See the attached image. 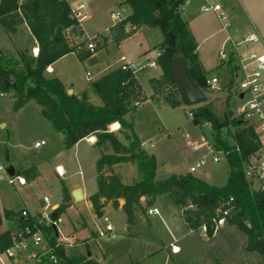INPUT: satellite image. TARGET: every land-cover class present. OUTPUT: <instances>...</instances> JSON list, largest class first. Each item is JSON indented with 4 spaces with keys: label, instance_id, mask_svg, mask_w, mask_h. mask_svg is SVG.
<instances>
[{
    "label": "trees",
    "instance_id": "obj_1",
    "mask_svg": "<svg viewBox=\"0 0 264 264\" xmlns=\"http://www.w3.org/2000/svg\"><path fill=\"white\" fill-rule=\"evenodd\" d=\"M187 1L124 0L131 12L118 24L122 33L128 28L151 27L161 30L163 40L156 48L161 51L158 61L162 77L153 81V85L155 89L161 88L164 83L172 86L164 101L173 107L183 104L172 71L175 57L184 55L192 78L204 91L208 86V73L198 61L197 43L182 16ZM23 21L37 40L39 53L34 55L25 48L15 56L0 48V91L16 98L15 110L35 100L42 107L43 116L64 135L65 148H71L89 135L97 137L98 146L109 144L113 148V153H103L96 162L99 189L91 196V201L97 215L103 214L102 197L112 200L114 207H119L120 199H124L122 208L128 222L134 224L137 212L142 208L143 196L148 198L151 205L159 196L169 195L173 203L183 209L184 219L190 228L199 229L207 224L209 237H212L215 209L222 205L231 208L227 224L237 226L246 235V250L264 255V192L253 187L244 172L245 160L260 148L251 126L241 118H231V115L223 119L218 117L210 100L198 105L192 111L194 122L200 125L210 123L215 132L213 142L219 147L232 148L227 155L230 170L226 183L222 186L212 184L190 172L158 180L156 156L146 151L135 132L133 115L139 108L136 103L144 100L141 86L133 74L117 67L92 79L89 88L82 93L70 94L63 81L51 76L47 69L61 57L75 52L65 37L66 28L73 23L68 3L65 0H26L21 4L18 0L1 1L0 23L5 28L15 30V26ZM78 57L86 60L91 53L87 50L86 53H78ZM91 94L96 95L101 103H94L90 99ZM18 98H22V101L18 102ZM115 122L120 123L117 132L110 128ZM231 125L236 128L233 144H238L240 151L221 138L223 128ZM123 162L131 163L136 168L137 178L131 184L124 183L121 176L114 172V166ZM232 197L233 202L228 204ZM70 200L71 194L63 185V201L57 212H64ZM13 216L12 211L5 210L7 220L11 221ZM30 221L42 224L50 243H55L57 235L52 226L46 225L42 215L31 217ZM10 245L11 230L0 232V249ZM58 254L61 256L59 264H101L90 250L81 252L73 249L66 252L64 247H59Z\"/></svg>",
    "mask_w": 264,
    "mask_h": 264
},
{
    "label": "rangeland",
    "instance_id": "obj_2",
    "mask_svg": "<svg viewBox=\"0 0 264 264\" xmlns=\"http://www.w3.org/2000/svg\"><path fill=\"white\" fill-rule=\"evenodd\" d=\"M103 8L94 17L96 27L90 32L104 31L106 27L112 26L115 22L111 18L112 10L119 11L122 15L127 13L120 7V4L114 2ZM14 29L5 28L0 23V48L15 56H18L19 51L25 48L34 54V48H39V46L27 23L23 21L17 24ZM113 29L114 41L106 40L104 42L99 49L102 52L99 53L100 63L93 66L87 61L81 62L77 55L87 52L83 37H69L65 33L68 43L75 52L58 59L55 74L71 87L81 90L92 79L116 69L117 59L121 53H126L131 57L136 56L149 44H156L163 39L159 28L144 27L141 30L136 28L127 30L125 33H122L118 25ZM130 36L132 37L126 40ZM142 43L146 46L142 47ZM154 48L156 47L154 46ZM88 69L91 71V77L87 75ZM140 75L146 77L151 84L152 81L162 77V69L161 67L159 69L146 68L140 72ZM138 83L142 89L143 100L149 102L144 103L134 114V127L137 130L136 134L147 142L145 145L147 152L156 156V179L162 180L175 173L190 172L191 165L207 152L205 147L196 149L194 144L203 142L204 137H207L211 142L215 139V132L212 128L205 124H196L190 114L200 104L192 106L182 104L173 107L164 101L166 94L172 90L171 85L164 83L161 88L154 89V85L151 87L148 84L150 92L145 90V93L149 94L147 95L143 91L141 79ZM205 89L218 117L222 119L228 115H231V118L236 117L237 99L234 91L228 87L212 90L206 86ZM157 99L164 102L152 103ZM15 103L16 98L12 95H0V161L4 167L13 165L17 168L25 161L38 162L41 164V174L28 184L21 185L18 180L11 184L7 172L0 171V208L3 225H6L7 220L5 217L6 207L17 210L26 205L31 211H39L43 214L45 196H48L52 203H62L63 181L57 175L54 167L59 159L65 161L69 174H72L67 179L69 186L81 180L82 175L79 170H82L83 176L90 185L96 184L95 148L86 143H82L77 150L65 148L62 133L42 116L41 106L35 100H30L21 106L22 109L19 113L14 109ZM186 133L190 136L187 137ZM235 133L234 126L224 127L221 138L225 142L233 144L235 143ZM42 139H47L48 143L37 148L35 143ZM124 142L127 141L124 139ZM229 170L227 158L223 157L219 163H214L209 159L207 165L193 174L204 177L205 172L209 171L211 177L205 179L212 184L222 186L227 181ZM170 198L167 196L159 202L161 216L151 218V228L150 225L142 231L136 228L135 233L137 232L139 237L130 235L129 227L124 225L120 213H111L108 215L109 223L113 225L115 232L106 236H98L96 241L89 242L90 246L79 240L90 237L93 228L106 227L107 222L103 219L104 214L100 216V219H94L85 205L79 207L71 205L62 212L63 223L60 226L62 235L59 238L61 240H76L74 249L81 252L92 250L102 260L101 264H264V255L246 250L247 237L235 225L226 223L219 233L214 237H209L211 239L208 241L203 232L196 229L194 234L179 242L176 237L180 235L179 233H185L187 227L178 207L170 202ZM100 203L102 207L105 206L102 199H100ZM79 208L87 226L76 231L74 223L77 224L76 220L81 212L78 210ZM146 239L151 240L152 244H142ZM162 241L165 247L162 250L157 249ZM170 242L183 245L182 251L176 254L173 245H169ZM139 246L144 247L146 258H140ZM151 251L152 254H148Z\"/></svg>",
    "mask_w": 264,
    "mask_h": 264
},
{
    "label": "built area",
    "instance_id": "obj_3",
    "mask_svg": "<svg viewBox=\"0 0 264 264\" xmlns=\"http://www.w3.org/2000/svg\"><path fill=\"white\" fill-rule=\"evenodd\" d=\"M24 1L26 0H18L19 4ZM65 1L69 5V16L73 21L66 28L65 33L69 37H83L85 47L90 51L91 56L97 54L106 40L114 39L113 28L126 18L121 12L113 11L111 18L115 22L112 26L106 27L104 31L90 32L86 27V22L91 18L89 0ZM210 8L218 11L223 28L230 30L232 27L231 22L227 13L222 9L221 4H215L206 9ZM261 43L264 45V40L256 31L243 36L235 35L234 33L228 34L219 50L218 60L220 65L231 67L230 76L224 82L218 75L207 77V85L212 90H221L223 87H228L234 91L237 99L236 117L241 118L248 126L254 129L260 143V148L245 160V176L253 187L264 192V50L253 48L254 45ZM38 53L39 48L35 47L34 55H38ZM160 55L161 51L157 49L148 55L145 60L135 61L131 60L127 54L121 53L118 58L119 67L132 73L139 81L142 70L148 67H160L158 61ZM87 75L91 77V71H88ZM0 95L4 96L5 94L0 91ZM136 104L140 106L141 102ZM190 114L193 117L192 111ZM205 125L212 126L210 123ZM186 136L189 137L190 135L186 133ZM45 143V140H41L36 145L39 146ZM232 145H235V148L240 151L238 144ZM194 147L196 149L205 147L207 152L191 165L190 173H194L207 165L209 159L214 163H219L223 157L227 158L228 153L232 150V148L217 146L213 141L208 140L207 137H204L203 142L194 144ZM7 168L0 161V171L5 170L7 172L8 180L11 184H14L16 180L20 184L26 183V179L21 175H9ZM57 171L60 175L64 174L59 168H57ZM233 200V197L230 198L228 204L233 202ZM58 208L59 205L52 203L48 196L44 197L42 216L46 219V225L53 227V224H55L59 230V235L54 244H51L49 238L45 235L42 224L30 221V213L27 208H22L18 214H15L12 219L15 227L11 229V245L5 249H0V264H59L61 256L58 254V248L65 247L67 242L59 238L62 235L60 226L63 223V218L62 214L57 212ZM230 210V207L224 208L222 205L216 207L215 216L212 220V225L214 226L212 237L216 236L227 223V216ZM53 212L58 213L56 219H52ZM149 214H160V210L158 207H152L149 209ZM103 219L107 222V225L105 228H97L98 236H106L114 230L113 225L109 223V216L103 215ZM199 229L204 235L209 237L207 224H203ZM173 249L176 251L177 248L173 245Z\"/></svg>",
    "mask_w": 264,
    "mask_h": 264
},
{
    "label": "crops",
    "instance_id": "obj_4",
    "mask_svg": "<svg viewBox=\"0 0 264 264\" xmlns=\"http://www.w3.org/2000/svg\"><path fill=\"white\" fill-rule=\"evenodd\" d=\"M123 1L124 0H89L91 18L86 22L87 29L89 31H92L96 27V23H95L96 21L93 20L94 17L98 14V12H100L104 9L103 7H105L107 4L112 3V2L120 4V7L127 11V13L124 15L125 17H127L130 14L131 9L126 4H124ZM215 4H221L222 9L227 13L229 20L231 22V26H232L230 30H226L223 28V23H222L221 18L219 17L218 11L214 10L213 8L206 9L207 7L214 6ZM113 11H115V10H112L111 13ZM182 16L187 21L188 26H189V28L193 34V37L197 43V55H198V61H199L201 68L205 72L208 73L207 74L208 77L218 75L220 77V79L223 80V82L225 80H227V78H229L231 67L227 66V65H220L219 64L218 53H219V50L221 49V47L223 46L225 39L228 36V34L234 33L235 35L243 36V35H247V34L253 32V31H256L262 36V39L264 40V0H188L187 3L185 4V6L183 7ZM141 29L142 28H140V30ZM132 36L126 38V40L130 39ZM162 40H160L156 44H149V46H147V48H144V50L136 56L131 57L128 54H127V56L131 60L143 61L146 59V57L148 55L152 54L155 50H157L156 48L153 49V47L154 46L156 47V45H158L160 42H162ZM112 41H114V40L112 39ZM141 45H142V47L144 45L146 46V44H144V43H142ZM253 48L256 50H264V45L262 43L257 44V45H254ZM99 53H102V52L98 51L96 54V56L99 59L98 63H100ZM103 56H104V53H103ZM79 60L81 62H84V61L89 62V59H86V60L79 59ZM57 61H59V60H57ZM57 61L52 63L48 67L49 68L48 72L51 76L59 77L57 74H55L57 72V68H56ZM117 63H118L117 67H119L118 59H117ZM148 68H150V67H148ZM159 68L160 67L155 68V69H159ZM150 69H154V68H150ZM88 71H90V69H88L87 72ZM101 75H103V74H101ZM101 75H99V76H101ZM60 79L62 80V78H60ZM140 79H141V83L143 85V89H144L143 91L145 93V90L150 89V88H148L147 85L149 84V86L152 87L153 81L150 84V81L146 77L141 76V75H140ZM63 83L68 87V89H70V88L73 89V92H75L77 94H80L89 88V84H88L87 86H85V88H82L81 90H76L74 87H71L70 84H68L64 81H63ZM152 90H153V88H152ZM149 92H150V90H149ZM152 92L154 93L155 91L153 90ZM145 94L149 95L147 92ZM6 95H8V94H6ZM97 98L98 97L96 95L91 94L90 99L94 103L100 104L101 101L99 98L98 99ZM96 99H97V101H96ZM146 102H149V101H146ZM146 102L145 101L143 103L141 102V105L139 106V108L142 107V105ZM162 102H164V101H161L158 99L155 102L152 101V103H162ZM21 109H22V107H20L17 110V112L19 113L21 111ZM41 114H42V107H41ZM42 116H43V114H42ZM133 117H134V115H133ZM44 118H46V117H44ZM118 124H119V127L117 129L112 128L111 130L117 132L118 129L120 128V123H118ZM111 126H110V128H111ZM135 131H137V130L135 129ZM139 138L142 140L143 147L145 148V145L147 142L145 140L143 141V139L140 137V135H139ZM42 140H45L46 143L37 146L36 145V143L38 142L37 141L35 143V146L37 148H41L43 145H46L48 143L47 139H42ZM62 141L64 144V135L62 137ZM96 141H97V137L95 135H89V136L81 139L80 141H78L74 146H72L70 148V149L74 148L75 150H77V148L82 143H86V144H88V146L95 148V150H96V154H95V171H96L95 172V182H96V184L95 185H90L87 182V179L83 176L82 170H79L80 175H82L81 180L78 182H74L72 186H69V184L67 183V179H69L72 176V174H69V170L66 166L65 161L62 159H59L56 162L54 167H55V171H56L57 175L62 179L63 185H65L68 188V190L71 194V200H70L69 206L74 205V206L79 207L81 205L82 206L85 205L89 209L88 211L90 212L91 216L94 219H100L101 217L99 215H97V213L95 212L94 206H93L92 201H91V196L93 194H95L99 189V187H98V172H97V168H96V162L101 157V155L103 153H113L114 150L109 144H107L103 147H100L96 144ZM40 165H41L40 163H38V162L36 163V162H33L30 160V161H25V162L21 163L19 168L14 166L16 169V173H21L19 175L23 176L26 179V183L21 184V185L28 184L29 182L35 180L41 174ZM57 168H59L61 171H63L64 174L60 175L57 171ZM76 172H78V171H76ZM76 172H75V174H76ZM114 172L119 174L122 178V181L126 184L133 183L135 181V179L137 178L136 168L131 163L123 162L120 164H116L114 166ZM106 173H110V172H106ZM175 174H177V173H175ZM199 177H201L203 179L210 178L211 173L209 171H207V172H205L204 177H202V176H199ZM205 180H207V179H205ZM65 183H67V184H65ZM76 189H80L82 191V194H83V198L79 201L75 200L73 197V191ZM167 196H169V195L159 196L155 200V202L151 205L148 204V198L143 196L141 198L142 208H141V210H139L137 212L136 220H135L134 224H130L128 222L127 214L125 213V211L122 208V206L125 202L124 199H120V206L119 207H114L112 200H109L106 197H102L101 199L105 205L102 207V210H103L104 215H110L111 213H120L122 216V219L124 220V225L129 227L130 235L138 236L137 232L135 233L136 228L141 229L140 231L144 230V228H146V227H149V225L151 228V226H152L151 218L154 216H161V209H160L158 204L162 199L166 198ZM169 198H170V196H169ZM170 200H171L170 202H173L171 198H170ZM43 204H44V199H43ZM54 204L60 206V204H58V203H54ZM150 207H158L160 210V214L150 215L149 214V208ZM177 207L181 213L184 224L187 227V230H185V233L184 232L179 233L180 235L178 237H176L179 242L180 241L182 242V240H184L188 236L194 234L196 229H192L188 226V224L186 223L184 216H183V209L179 206H177ZM22 208L28 209V211L30 213V218L35 217V216L38 217V216L42 215V213H40L39 211H37V212L31 211L26 205L21 207V209ZM21 209L16 210V209L11 208V207H6L5 210L12 211L15 215V214H18ZM78 210H80V208ZM76 223L77 224L74 223V227H75L76 231L87 226V223H86L85 218L82 214V211L79 212V217L77 218ZM14 227H15V223L13 222V220H11V221L6 220V225H3V223H2V225H0V232H3L7 229L11 230ZM184 229H185V227H184ZM198 230L201 231L200 229H198ZM114 232H115V228L113 231H111L108 234H111ZM203 235H204V233H203ZM204 236H206V235H204ZM97 237H98L97 229L93 228L91 230V236L90 237H86L83 240H79V241L85 242V243H87V245H89V242H91L93 240L96 241ZM206 239L208 241L211 238L206 236ZM75 241H71L69 239L68 240L66 239L67 245L64 247L66 252H70L71 250L74 249V246H76V243H74ZM78 244L79 243L77 242V245ZM142 244L149 245L152 243H151V240L146 239ZM171 244L179 249V251L175 252L176 254L180 253L182 251L183 245L177 244V242H170L169 245H171ZM163 247H165V245H164V242L162 241L161 244L157 247V249L160 248L162 250ZM138 250L140 253V258H142V259L146 258L144 247L139 246ZM90 253L92 254V256L95 259L102 262V260H100L98 258V254H94L92 250H90ZM148 254L151 255L152 251L149 252Z\"/></svg>",
    "mask_w": 264,
    "mask_h": 264
},
{
    "label": "water",
    "instance_id": "obj_5",
    "mask_svg": "<svg viewBox=\"0 0 264 264\" xmlns=\"http://www.w3.org/2000/svg\"><path fill=\"white\" fill-rule=\"evenodd\" d=\"M98 57L96 55L89 58L90 65H96L98 63ZM172 71L175 78V83L179 91L181 101L186 106H192L196 104H202L208 102L209 98L207 93L200 87V85L192 78L189 66L184 55H179L175 57L172 61ZM70 94L73 93V89H69ZM242 97V95H241ZM19 102L22 98H19ZM9 175L14 176L16 174V169L13 165L7 168ZM73 197L75 200H81L83 198L82 191L76 189L73 191ZM58 216L57 212L52 213V219H56ZM2 221V211L0 208V222ZM53 229L56 235H59L58 227L53 224Z\"/></svg>",
    "mask_w": 264,
    "mask_h": 264
},
{
    "label": "bare ground",
    "instance_id": "obj_6",
    "mask_svg": "<svg viewBox=\"0 0 264 264\" xmlns=\"http://www.w3.org/2000/svg\"><path fill=\"white\" fill-rule=\"evenodd\" d=\"M119 127V124L116 122V123H113L112 124V128L113 129H117ZM61 167V166H60ZM62 168V167H61ZM176 251H179V249L177 248Z\"/></svg>",
    "mask_w": 264,
    "mask_h": 264
}]
</instances>
